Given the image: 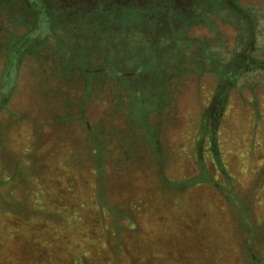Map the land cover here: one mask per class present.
Returning <instances> with one entry per match:
<instances>
[{"label":"rangeland","instance_id":"1","mask_svg":"<svg viewBox=\"0 0 264 264\" xmlns=\"http://www.w3.org/2000/svg\"><path fill=\"white\" fill-rule=\"evenodd\" d=\"M2 1L0 264H264V0Z\"/></svg>","mask_w":264,"mask_h":264},{"label":"trees","instance_id":"2","mask_svg":"<svg viewBox=\"0 0 264 264\" xmlns=\"http://www.w3.org/2000/svg\"><path fill=\"white\" fill-rule=\"evenodd\" d=\"M7 6H8L7 4H4V2L2 0H0V17H3V18L6 17V15L8 13V9H7L8 7ZM244 36H245V34H244ZM242 37H243V35H241V41H243ZM253 258H254V262L256 261V263H257V261H259L257 256L253 255Z\"/></svg>","mask_w":264,"mask_h":264}]
</instances>
